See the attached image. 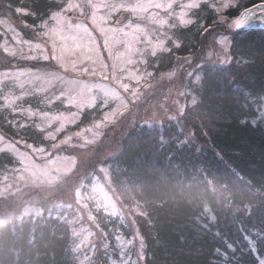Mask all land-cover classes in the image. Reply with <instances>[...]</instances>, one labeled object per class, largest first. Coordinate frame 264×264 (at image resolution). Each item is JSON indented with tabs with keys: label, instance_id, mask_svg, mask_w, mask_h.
<instances>
[{
	"label": "rangeland",
	"instance_id": "374dc122",
	"mask_svg": "<svg viewBox=\"0 0 264 264\" xmlns=\"http://www.w3.org/2000/svg\"><path fill=\"white\" fill-rule=\"evenodd\" d=\"M53 1L59 8L37 25L0 16V107L17 132L10 137L0 128V154L14 159L0 176V216L12 213L15 201L58 195L61 210L73 206L79 214V222L72 219L76 248L92 252L90 259L99 230L93 228L94 218L83 222L81 210L91 217L92 206L131 223L137 216V210L125 211L114 195L113 168L106 161L119 152L129 129L141 124L162 130L170 117L179 122L187 107L197 103L196 95L188 98L185 89L195 64L182 60L169 71L159 66L179 49L177 42L182 45L185 36L202 30L201 13L191 7L194 0ZM242 2L236 0L238 7ZM190 18L196 23L183 26L181 21ZM259 20L264 19L257 8L248 24ZM240 30L225 33L230 48L231 34ZM200 38L204 41L195 63L214 64V58H206L208 38ZM168 73L174 75L169 78ZM30 127L42 134L44 144L30 142L25 131ZM182 129L187 140L194 139L192 131ZM116 242L118 257L112 264H142L140 239L117 236Z\"/></svg>",
	"mask_w": 264,
	"mask_h": 264
},
{
	"label": "trees",
	"instance_id": "16d2710c",
	"mask_svg": "<svg viewBox=\"0 0 264 264\" xmlns=\"http://www.w3.org/2000/svg\"><path fill=\"white\" fill-rule=\"evenodd\" d=\"M239 7L230 18L238 15ZM58 8L53 0H0V16L11 15L31 25ZM231 36L233 58L228 67L204 63L202 68L194 59L204 40L199 32L185 36L159 69L169 71L182 60L185 65L195 64L185 89L188 98L196 95L197 103L187 107L179 122L171 120L162 130L141 124L129 129L119 152L106 161L113 168L114 195L125 211L137 210L132 223L92 206L91 217L81 210L83 222L87 225L94 218L93 228L99 230L94 237L97 251L89 259L92 252L76 248L72 219L79 222L80 217L75 207L61 210L58 195L15 201L13 212L0 216V264H80L85 256L83 264H112L111 259L118 257L117 236L143 237L142 264H212L214 260L223 264L215 249L227 251L225 241L237 248L228 264H253L238 226L249 235L254 230L264 233V121L259 107L252 104L264 96V29L240 30ZM250 111L256 121L246 115ZM7 114L0 107V128L13 137L17 132L7 122ZM177 122L194 134L183 147H177V140L188 135L178 131ZM25 131L31 143H45L35 127ZM161 131L166 144L160 142ZM12 165L11 155L0 154V176ZM28 208L38 209L37 214L27 212ZM260 246L264 251V242Z\"/></svg>",
	"mask_w": 264,
	"mask_h": 264
},
{
	"label": "snow or ice",
	"instance_id": "6c2138e0",
	"mask_svg": "<svg viewBox=\"0 0 264 264\" xmlns=\"http://www.w3.org/2000/svg\"><path fill=\"white\" fill-rule=\"evenodd\" d=\"M191 7L200 10L201 16L199 20L198 27L202 29L200 32L201 37H207L209 42V47L206 54V58L209 60H213V63L216 67H221L222 65H229L232 61V53L230 52V40L229 35L225 34L228 30H239L244 28L250 20L254 18V13H256L257 8L260 10V16L264 19V3L259 4L254 8H245L242 11H239L238 15L234 18H230V13L238 7L236 0H194ZM182 25L187 27L191 24L196 23L195 18H190L187 20L181 21ZM207 34V36H205ZM218 37V38H217ZM211 38V40H209ZM219 45L218 49H215L213 45ZM181 46L180 42L176 43V47L179 48ZM218 62V63H216ZM204 60L201 61L197 67H203ZM169 78H171L174 73L167 74ZM189 75H192L190 72ZM201 79L200 75H197L196 81L198 82ZM248 95H251L249 93ZM247 99V97H246ZM192 103H196L195 97L192 100ZM252 104H256L259 107V118L261 121H264V96H261L258 100H252ZM244 107V105H241ZM180 113L183 115L184 106L179 105ZM251 108V105H249ZM247 116H251L252 121H256L257 117L251 111L246 114ZM157 113L153 112V117H156ZM172 120H176L175 116L170 117ZM245 123L246 121H241ZM178 131L182 132L183 129L179 127ZM206 134V133H205ZM160 142L162 144H166L162 131L160 134ZM188 142L187 137L185 136L183 139L177 140V147H183ZM214 219V217H213ZM241 231L244 241L247 244L246 252L251 255L253 264H264V251L261 249V243L264 242V233H261L257 230H254L252 235L243 231V226H238ZM219 235V233H216ZM143 240V237H141ZM226 249L222 250L220 248L215 249L216 254L221 257L223 264H228L230 260L234 257L230 254H235L237 252V248L234 244L225 241ZM141 260H144L145 257L143 253L140 256ZM212 264H218L216 260L212 262Z\"/></svg>",
	"mask_w": 264,
	"mask_h": 264
},
{
	"label": "water",
	"instance_id": "95a60500",
	"mask_svg": "<svg viewBox=\"0 0 264 264\" xmlns=\"http://www.w3.org/2000/svg\"><path fill=\"white\" fill-rule=\"evenodd\" d=\"M129 17V14H126V19ZM250 28V27H252V28H264V20H259L258 21V23H252V24H248L247 26H246V28Z\"/></svg>",
	"mask_w": 264,
	"mask_h": 264
}]
</instances>
